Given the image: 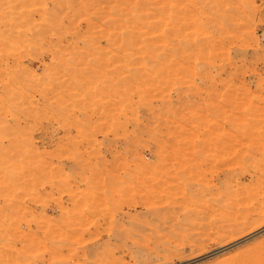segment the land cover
<instances>
[{"label": "rangeland", "instance_id": "rangeland-1", "mask_svg": "<svg viewBox=\"0 0 264 264\" xmlns=\"http://www.w3.org/2000/svg\"><path fill=\"white\" fill-rule=\"evenodd\" d=\"M0 264H264V0H0Z\"/></svg>", "mask_w": 264, "mask_h": 264}, {"label": "bare ground", "instance_id": "bare-ground-1", "mask_svg": "<svg viewBox=\"0 0 264 264\" xmlns=\"http://www.w3.org/2000/svg\"><path fill=\"white\" fill-rule=\"evenodd\" d=\"M263 100V99H262ZM254 117V116H253ZM244 136V135H243Z\"/></svg>", "mask_w": 264, "mask_h": 264}]
</instances>
